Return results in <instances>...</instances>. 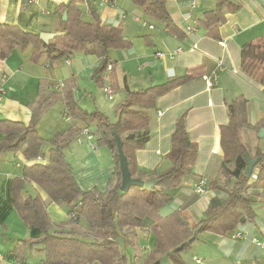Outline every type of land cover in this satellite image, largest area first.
<instances>
[{"label": "crops", "instance_id": "crops-1", "mask_svg": "<svg viewBox=\"0 0 264 264\" xmlns=\"http://www.w3.org/2000/svg\"><path fill=\"white\" fill-rule=\"evenodd\" d=\"M69 1L36 0L26 4L24 0H0V23L17 25L37 34L58 32L63 13H57V9ZM74 2L82 10V16H89L87 12L91 6L101 23L120 26L123 35L131 40L130 46L110 53L118 87L113 90V95L120 92L119 102L125 98L126 89L143 90L170 77L194 71L192 78L155 99L148 110L150 138L143 147L135 150L133 156L136 177L148 180L167 171L171 166L167 159L171 134L176 119L184 116L189 139L197 147L196 160L191 175L179 186L172 199L159 209V215L165 217L178 210L189 227H195L205 217L211 200L225 199L234 182L231 179L226 187H208V181L218 177L223 161L220 129L228 122L227 103L235 96H244L248 121L251 124L259 120L264 122V84L254 82L240 69L242 46L264 34V0H226L225 4L218 0H166L167 10L179 29L178 35L168 32L158 20L159 23L150 20L148 25L145 21H135L140 15L148 19L153 17L149 18L132 0H122L121 3L114 0V5L101 0ZM234 5L239 8L234 9ZM217 8L222 20L210 26L203 25V13ZM130 14H138V17L132 19ZM31 52V46L24 50L15 48L5 59H0V84L6 90L0 99V120L26 125L32 112L39 110V134L45 139L62 134L68 140L63 153L80 189L105 191L115 171L112 152L96 142L95 148L92 147L82 134V128L95 124L68 116L60 100L41 107V101L56 90L54 85L57 82L72 78V99L91 111L87 99L97 100L104 83L110 85L108 76L102 79L103 87L98 86L95 80L100 58L77 51L68 58V63L59 59L46 68L43 64L46 56L32 61ZM205 78L210 79L213 85L208 87ZM57 106L59 112L52 113L51 110ZM93 106V112L107 116L96 105ZM114 118L116 121L115 113ZM42 121H48L47 132L41 131ZM262 128L264 124L257 130H248L257 133ZM2 137L0 132V139ZM96 137L97 132L95 141ZM253 149L264 151V144ZM22 150L0 153V264H44L38 245L31 243L42 236V231L23 223L13 206L10 184L14 177L20 176L23 166L47 164L49 149L45 148L43 157L36 159H26ZM253 173H257V169ZM198 180L204 182L202 194H196L193 189ZM241 194L246 201L238 209L245 215L241 216L233 232L220 234L209 230L198 232L196 229V239L190 249L163 255L160 264H199L196 259L201 260L200 264H264L261 248L252 241L253 238H264V185L251 178ZM21 195L40 196L53 224L52 231L75 232L76 227H79V233L85 230L81 225L72 226L67 220L66 205L50 202L46 193L34 183L25 182ZM235 232L242 236L233 237ZM120 241L127 257L126 264H143L154 243V235L148 228H136L125 242L123 238Z\"/></svg>", "mask_w": 264, "mask_h": 264}, {"label": "trees", "instance_id": "trees-1", "mask_svg": "<svg viewBox=\"0 0 264 264\" xmlns=\"http://www.w3.org/2000/svg\"><path fill=\"white\" fill-rule=\"evenodd\" d=\"M24 1L30 4L29 0ZM218 1L226 3V0ZM132 2L141 7L146 15L162 23L168 32L176 35L180 33L167 10L166 0ZM233 8L237 9L239 6L234 5ZM57 13H66V20L61 22L58 30L62 34L48 43H44L37 33L25 31L17 25L0 23V59H5L15 48L24 50L31 46L30 59L37 61L40 56L45 55L43 64L49 68L55 60L70 58L73 53L82 51L101 60L95 72L97 85L103 87L102 79L108 76L109 86L112 90H117L114 62H111L110 53L131 44V40L123 35L121 27L101 23L98 13L91 6L87 12L91 19L83 18L82 10L75 5L74 0L60 5ZM221 20L222 15L218 8L203 13L202 23L205 26ZM108 65L110 69H107ZM240 69L254 82L264 84V34L242 46ZM193 75L192 70L143 90L126 89L125 98L114 106L117 117L114 122L101 112L87 113L74 102L70 93L73 87L72 78L63 82L60 90L50 92L41 101V107H45L55 100H61L71 118L95 124L96 144L109 148L115 162L114 174L103 192L97 189H80L63 153L68 140L62 134L50 139L39 134V110L32 112L26 125L18 121L0 120V132L3 134L0 139V153L22 148L26 159H36L43 157L45 148L49 149L47 164L23 166L20 176L14 177L10 184L13 206L23 223L38 227L42 231V236L31 243L38 245L37 250L43 254L44 264H126L127 257L121 248L120 239L123 238L125 242L129 234H134L136 228H148L154 235V243L143 264H160L163 255L190 249L196 239V229L198 232L209 230L220 234L235 230L241 216L245 215L244 211L238 209L246 201L241 192L252 176L244 174L245 153H249L240 140L239 132L242 129L257 130L264 124L263 120L255 124L248 121L247 99L242 95L233 97L227 103L228 122L220 129L223 161L218 177L208 181L209 188H221L234 179L231 192L223 200L213 198L205 217L195 227H189L178 210L165 217L159 215V209L172 199L179 186L191 175L197 156V147L189 139L183 115L176 119L171 134V148L167 154L171 166L164 173L152 178L155 180L153 188L132 186L127 192L119 190L121 175L113 133L121 139L130 174L136 177L137 168L133 154L150 138L147 127L148 110L158 96L171 91ZM255 152L252 157H257L258 162L253 170L257 169L255 181L259 184L264 182V151L257 149ZM230 163L232 167H229ZM25 182L37 185L46 193L50 202L65 204L68 222L75 226H84L85 230L82 233L52 231L53 224L40 196L21 195Z\"/></svg>", "mask_w": 264, "mask_h": 264}, {"label": "rangeland", "instance_id": "rangeland-1", "mask_svg": "<svg viewBox=\"0 0 264 264\" xmlns=\"http://www.w3.org/2000/svg\"><path fill=\"white\" fill-rule=\"evenodd\" d=\"M128 1H131V0H128ZM122 2V0H119V3H121ZM195 6V5H194ZM136 15H138V14H130V17L133 19L134 17H138V16H136ZM141 17H138L139 19H138V21L139 22H143V21H145V23H147V25L148 24H150V20H153V21H156V22H158L157 20H155L154 18H152V17H150L149 16V18H152V19H148V18H146L144 15H140ZM83 18H86V19H91V17H89V16H87V17H85V15L83 16ZM141 18V19H140ZM136 21V20H135ZM159 23V22H158ZM104 87H106V84L104 83ZM104 88H102V94H100V97L96 100V98H95V100H91L90 98H88L87 99V101H89V104L91 105V107H90V110L91 111H87L85 108H83V106H81L79 103H77L78 104V106L82 109V110H84V111H86L87 113H91V112H93V110H94V106L93 105H96V107L100 110V111H102V112H104L106 115H107V117H108V119L110 120V121H114L115 120V118H114V106L116 105V104H118L119 103V99H120V97H119V94H120V92L118 91V92H116V94L115 95H113V98H112V100L111 99H108L107 98V96L105 95V93H104V90H103ZM113 91V90H112ZM61 101V100H60ZM62 102V101H61ZM63 103V102H62ZM90 105H88V106H90ZM58 109V106L57 107H55V108H53L52 110H51V112L52 113H54V112H56V113H58L59 112V110H57ZM69 116V115H68ZM41 131H46L47 132V127H48V121H42L41 122ZM84 128H87V127H84ZM84 128H82V134H83V136L85 137V139L87 140V138H86V135H85V133H83V129ZM95 126L94 125H91L90 126V128H87L88 129V131L91 133V135H92V138L90 139V140H87V142H88V144L90 145V142H92L93 144H94V148H95V140H94V135L96 134V131H95ZM94 132H95V134H94ZM94 134V135H93ZM239 136H240V140H241V142L246 146V150L248 151V153H249V156L250 157H252V155L254 156V154L256 153L255 152V150L253 149V148H256L257 146L258 147H261V145H263L264 144V135L263 136H258V132L256 133V132H253V131H251V130H248V129H242L241 131H240V133H239ZM79 141V140H78ZM99 146V145H98ZM100 147H103V146H100ZM63 152H64V150H63ZM65 156V155H64ZM70 159V161H74V159H72V158H69ZM229 167H232V163H230L229 164ZM72 226H74V224L72 225ZM77 232L80 230L79 229V227L77 228L76 227V229H75Z\"/></svg>", "mask_w": 264, "mask_h": 264}, {"label": "water", "instance_id": "water-1", "mask_svg": "<svg viewBox=\"0 0 264 264\" xmlns=\"http://www.w3.org/2000/svg\"><path fill=\"white\" fill-rule=\"evenodd\" d=\"M62 22L66 20V13H63ZM62 32H54V33H47V32H40L39 38L44 42L48 43L49 40L53 39L54 37L61 35ZM264 129H260L258 132V136H263ZM115 144H116V151H117V158H118V167L121 175V182L119 186V190L122 192H127L130 187L137 186V187H144L147 189H152L155 183L154 179L143 180L139 177H132L128 168L126 156L123 153L122 149V141L116 133H113ZM246 159V167L244 169V174L248 177L252 175L253 168L258 162V158H251L247 153H245Z\"/></svg>", "mask_w": 264, "mask_h": 264}, {"label": "built area", "instance_id": "built-area-1", "mask_svg": "<svg viewBox=\"0 0 264 264\" xmlns=\"http://www.w3.org/2000/svg\"><path fill=\"white\" fill-rule=\"evenodd\" d=\"M102 2L106 3V4H111V5H114V0H101ZM30 4L31 3H34L36 2V0H29L28 1ZM125 15H122V18H124ZM135 20H138V18H135ZM144 23V22H143ZM150 28H152V26L149 25ZM158 55H160V53H158ZM65 62L68 63V58L65 59ZM107 69H110V65L107 66ZM206 80V83H207V86L210 87L213 85V82L208 79V78H205ZM63 86V82H57L54 87L56 90H60ZM104 89V93L105 95L107 96L108 99H112L113 98V91H112V88L110 86H106V87H103ZM5 88L3 87L2 84H0V99L5 95ZM83 133H85L86 135V138L87 140H90L92 138V135L91 133L88 131L87 128H84L83 129ZM90 145L92 147H94V144L92 142H90ZM256 173H252V176L251 178H253L254 180H256ZM264 185V182L262 183ZM193 189H194V192L196 194H202L204 193V182L202 180H198L196 181L194 184H193ZM233 237L235 238H239L242 236V234L240 232H235L233 235ZM252 241L261 248L262 252H263V256H264V238H261V239H257V238H253ZM197 263H201V260L200 259H196L195 260Z\"/></svg>", "mask_w": 264, "mask_h": 264}]
</instances>
